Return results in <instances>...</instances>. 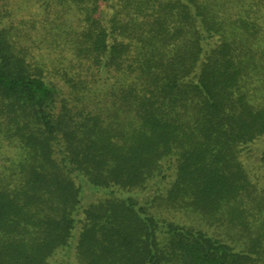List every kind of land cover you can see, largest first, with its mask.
<instances>
[{
    "label": "trees",
    "instance_id": "trees-1",
    "mask_svg": "<svg viewBox=\"0 0 264 264\" xmlns=\"http://www.w3.org/2000/svg\"><path fill=\"white\" fill-rule=\"evenodd\" d=\"M0 264H264V0H0Z\"/></svg>",
    "mask_w": 264,
    "mask_h": 264
}]
</instances>
